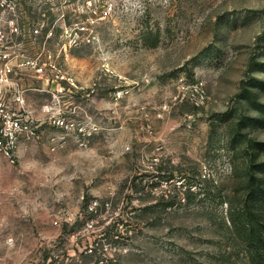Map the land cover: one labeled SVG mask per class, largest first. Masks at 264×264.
Instances as JSON below:
<instances>
[{
    "label": "rangeland",
    "instance_id": "1",
    "mask_svg": "<svg viewBox=\"0 0 264 264\" xmlns=\"http://www.w3.org/2000/svg\"><path fill=\"white\" fill-rule=\"evenodd\" d=\"M0 50L45 64L15 76L41 108L63 87L61 108L91 131L83 146L67 135L77 180L50 206L75 221L4 227L2 205L0 264H245L255 162L242 140L264 142V0H0ZM16 165L0 155V189Z\"/></svg>",
    "mask_w": 264,
    "mask_h": 264
},
{
    "label": "crops",
    "instance_id": "2",
    "mask_svg": "<svg viewBox=\"0 0 264 264\" xmlns=\"http://www.w3.org/2000/svg\"><path fill=\"white\" fill-rule=\"evenodd\" d=\"M25 87L26 103L36 119H43L46 114L41 105L29 95L30 91H40L23 79L18 80ZM62 130L48 123L38 129V139L33 142L22 141L18 148L19 159L14 175H5L4 181H11L10 186L4 185L0 189V207L3 205L4 227L11 222L22 220L25 222L53 223L54 215L60 210L50 207L60 202L62 180H77V152L74 140L68 139L63 147L52 151L53 136H60ZM73 164V172L71 165ZM69 169V171L67 170ZM76 187V184L74 185ZM2 193V194H1ZM74 196L76 192L74 190ZM40 206L34 207V206ZM38 208V209H37ZM69 210L75 211L70 208Z\"/></svg>",
    "mask_w": 264,
    "mask_h": 264
},
{
    "label": "built area",
    "instance_id": "3",
    "mask_svg": "<svg viewBox=\"0 0 264 264\" xmlns=\"http://www.w3.org/2000/svg\"><path fill=\"white\" fill-rule=\"evenodd\" d=\"M38 33V30H35ZM45 64L33 59H18L12 57L11 53L0 50V155L11 165H16L19 159L18 148L22 141L33 142L38 139V129L42 124L48 123L62 130L60 136H53L51 142L52 151L63 147L66 137L70 132L78 136L90 135L91 131L74 119L76 106L64 103L61 108L60 96L64 88H58L57 93L53 94L54 105H44L42 107L46 116L43 119H36L26 103V93L29 87H25L18 80L17 70H31L35 73L43 72ZM198 101L204 98V89L202 86L196 87ZM197 103V102H196ZM198 105V103H197ZM56 106H60L56 109ZM96 128L93 127V131ZM79 146L85 143L78 139ZM99 200L92 199L86 206V213L96 214L99 207ZM77 212L60 209L53 217V225L62 226L72 224L77 216ZM88 226L94 225V220L87 222Z\"/></svg>",
    "mask_w": 264,
    "mask_h": 264
},
{
    "label": "trees",
    "instance_id": "4",
    "mask_svg": "<svg viewBox=\"0 0 264 264\" xmlns=\"http://www.w3.org/2000/svg\"><path fill=\"white\" fill-rule=\"evenodd\" d=\"M261 69H264L261 67ZM254 86L264 90V82H255ZM249 103L255 105L256 94L253 91L243 90L239 96ZM260 114V119L256 122L264 120V106H254ZM245 142L252 149V157L255 162L246 180L247 182V200L246 205L242 208L241 224L239 229V237L243 242L246 250L245 264H264V160H260L264 153V142L244 137ZM258 162V163H256ZM258 173L260 175H258ZM231 224L237 227L236 221L231 216ZM48 257L45 256V259Z\"/></svg>",
    "mask_w": 264,
    "mask_h": 264
}]
</instances>
